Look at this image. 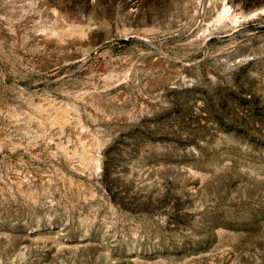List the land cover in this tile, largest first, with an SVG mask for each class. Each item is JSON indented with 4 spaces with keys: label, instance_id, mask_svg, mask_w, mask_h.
Returning <instances> with one entry per match:
<instances>
[{
    "label": "rangeland",
    "instance_id": "obj_1",
    "mask_svg": "<svg viewBox=\"0 0 264 264\" xmlns=\"http://www.w3.org/2000/svg\"><path fill=\"white\" fill-rule=\"evenodd\" d=\"M0 264H264V0H0Z\"/></svg>",
    "mask_w": 264,
    "mask_h": 264
},
{
    "label": "bare ground",
    "instance_id": "obj_2",
    "mask_svg": "<svg viewBox=\"0 0 264 264\" xmlns=\"http://www.w3.org/2000/svg\"><path fill=\"white\" fill-rule=\"evenodd\" d=\"M227 10H228V9H227ZM223 11H224V10H223ZM227 12H229V11H227ZM224 14H225V13H224ZM224 14L222 13L223 18L225 17ZM227 14H228V13H227ZM227 14H225V15H227ZM222 15H221V16H222ZM223 18H222V19H223ZM225 18H227V17H225ZM225 18H224V19H225ZM227 19H228V18H227ZM229 20H230V19H229ZM222 21H223V20H222ZM226 25H227V24H226Z\"/></svg>",
    "mask_w": 264,
    "mask_h": 264
}]
</instances>
